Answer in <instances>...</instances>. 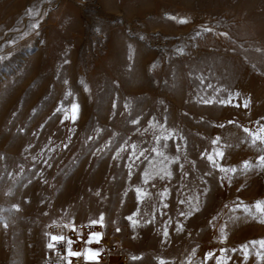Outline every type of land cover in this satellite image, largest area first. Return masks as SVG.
Masks as SVG:
<instances>
[{
  "label": "rangeland",
  "instance_id": "obj_1",
  "mask_svg": "<svg viewBox=\"0 0 264 264\" xmlns=\"http://www.w3.org/2000/svg\"><path fill=\"white\" fill-rule=\"evenodd\" d=\"M262 126L264 0H0V264L101 213L129 264H264Z\"/></svg>",
  "mask_w": 264,
  "mask_h": 264
},
{
  "label": "snow or ice",
  "instance_id": "obj_2",
  "mask_svg": "<svg viewBox=\"0 0 264 264\" xmlns=\"http://www.w3.org/2000/svg\"><path fill=\"white\" fill-rule=\"evenodd\" d=\"M181 22H185V21H181ZM32 27L35 28L36 25L34 24V25H32ZM207 30L208 29H206V31ZM65 83H67V81H65ZM87 90H88L87 89V86L85 85V91H87ZM204 102L205 103H211L210 100H205ZM221 103H226V102L225 101H221ZM246 106H247V102L245 103V107ZM113 107H115V104H113ZM78 112H79V105L76 104V103H72V105H71V115H70V118L73 121H75L77 119ZM65 118L66 119L69 118L67 112H65ZM131 123L132 124H137L138 123V119L132 120ZM229 123H231V121H229ZM149 124L152 125V122L150 121ZM161 127H163V126H161ZM221 127H222V125H221ZM21 131H22V129H21ZM244 131L245 132H249V130L247 128H245ZM259 133H264V126H262L260 128ZM249 134L253 137V142H255V140H260L261 143H264V134H258V133H249ZM171 135H172L171 132H169L168 135H162V137L161 136H157L155 139L157 141H160L161 138H162L164 141H167ZM216 143H217V141L214 140L213 141V144H216ZM164 146L167 147V144L165 143ZM65 147H67V145H65ZM132 148H133V150H135L136 145L133 144L132 145ZM122 150H123V145L121 146L120 149L117 150V156L119 155V152L122 151ZM177 150H179V148ZM153 151L156 152L158 156H164V153L162 151H159L158 149H155L154 148ZM133 155H135V152H133L132 154H130V156H129V159L130 160L132 159V156ZM141 155H143V152H141ZM223 155H224V153L222 151H216L215 152V156L216 157H222ZM0 158H2V157H0ZM113 158L115 159L116 157L114 156ZM164 159L165 160H169V158L167 156H164ZM178 159H179V157H174L171 160H169V163H173V162H175ZM208 159H209L210 162L213 163V165L215 167L219 168L221 172H227V171L235 172L236 171L235 168L225 169V168L221 167L218 163H216V160L214 159V157H213L212 154H209L208 155ZM259 160H260V166L261 167H264V156L259 157ZM127 167L130 169V171H129V177H131V175H132V173H131L132 164H128ZM182 167H183V165H181V168ZM249 167H252V165H250L248 163V161H244V168L247 169ZM9 175H11V173H9ZM142 175H143V182L145 184L148 183L149 179H152L153 178V173H150L147 169L144 171V173ZM171 176H172V172L170 170H168L167 168H165L164 169V174L162 176H160V179H164L165 177L171 179ZM221 179H223V177H221ZM135 191H136V199L139 202V201H141L143 199V197L145 195V192L140 187H136L135 188ZM167 193H168V189L167 188H165L164 191L160 193L162 202H163V199L166 198ZM96 195H100V193L97 192ZM180 203H184V201L181 200ZM12 207L15 208V209H17V210H19V205H17V204H13ZM163 207L164 208H167L168 207V204H163ZM255 208H256L257 212H259L261 214V221L260 222L261 223H264V201H257L256 204H255ZM193 210L194 211H199V208L196 207ZM179 214L181 216L185 215V213H183V212H180ZM188 215H191V212H189ZM135 216H136V213H133L131 216L126 217V219H128L131 222V224H132L133 227H135L139 223L138 220L134 219ZM103 219H104V216H103V213H101V216H100V220L99 221L96 220V219H92L90 221V223L93 224V225L94 224H97V223L103 224ZM149 222L150 221H145V223H149ZM67 226L68 227H71V225H67ZM4 227L7 228V224L6 223L4 224ZM177 230L178 231H183V226L180 225V224H178L177 225ZM117 231H119V229H117ZM45 235H48V234L46 233ZM163 235H164L165 238L168 237V231H167L166 228L164 229ZM100 236H101V233H99V232H91L89 234V240L87 241V243H91L93 240H95L96 242H99ZM223 236H224V233L222 231V237H221L222 239H223ZM65 239L66 238L64 236H62V235H52L51 236V242L48 243L47 247L49 249H54L56 245L54 243H52V242H61V241H65ZM252 243H259L260 247L261 248H264V240H260L258 242H252ZM243 247H244L245 257H247V254H248L247 253V245H245ZM66 252H67V256L65 257V259L67 257H79L81 255L80 252L73 251L72 250V241L71 240H68L67 241V249H66ZM211 255H212L211 252L207 253L206 256H205V259L207 260V258L210 257ZM257 255L258 256H261L262 254L261 253H257ZM97 256H98V252L93 251L91 249H87L85 251V253H84V259L85 260H90V261L91 260H96ZM131 259H133V260H139L140 257L133 256V257H131ZM69 264H71V261H69ZM159 264H166V262L164 260H160L159 261ZM217 264H227V262L226 261H221L220 258H217Z\"/></svg>",
  "mask_w": 264,
  "mask_h": 264
},
{
  "label": "built area",
  "instance_id": "obj_3",
  "mask_svg": "<svg viewBox=\"0 0 264 264\" xmlns=\"http://www.w3.org/2000/svg\"><path fill=\"white\" fill-rule=\"evenodd\" d=\"M53 233L59 232L58 228H52ZM91 232H99L101 236L99 242L89 240ZM65 241H72V250L81 253L79 257H65L67 256L66 245L64 241L57 242L55 246V254L47 264H129L128 257L120 253L116 247L119 242L117 236L105 235V230L100 229L99 225L91 223H77L69 230L64 232ZM87 249L98 252L96 260H85L84 253Z\"/></svg>",
  "mask_w": 264,
  "mask_h": 264
}]
</instances>
